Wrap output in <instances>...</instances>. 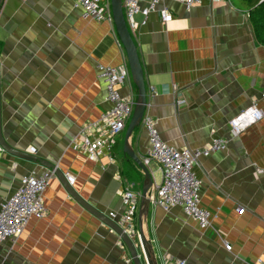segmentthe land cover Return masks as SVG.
Segmentation results:
<instances>
[{
    "label": "crops",
    "instance_id": "crops-1",
    "mask_svg": "<svg viewBox=\"0 0 264 264\" xmlns=\"http://www.w3.org/2000/svg\"><path fill=\"white\" fill-rule=\"evenodd\" d=\"M110 2V0H107ZM150 0H140L142 5ZM163 3L172 19L156 11L132 32L147 90L145 110L166 143L202 148L213 137L227 148L200 156V205L213 214L200 229L180 206L164 210L149 203L143 231L157 264H264V116L238 136L228 120L252 100L264 106V45L255 38L244 0H200L189 10ZM111 8V5H110ZM141 14L135 16L140 22ZM127 61L113 21L81 16L73 0H3L0 7L1 131L13 147L73 174L74 191L107 214L122 209L120 191L137 194L144 173L123 152L125 129L110 150L113 160L92 161L73 149L80 129L111 106L98 65ZM121 96H137L130 79L117 85ZM128 145L142 158L150 143L141 124ZM151 199L162 174L157 162ZM47 168L0 148V204L21 177ZM47 214L29 217L16 238L0 243V264H134L119 236L72 198L53 174L43 192ZM238 208L243 209L242 212ZM142 264H147L137 247Z\"/></svg>",
    "mask_w": 264,
    "mask_h": 264
},
{
    "label": "built area",
    "instance_id": "built-area-1",
    "mask_svg": "<svg viewBox=\"0 0 264 264\" xmlns=\"http://www.w3.org/2000/svg\"><path fill=\"white\" fill-rule=\"evenodd\" d=\"M163 1L150 0L142 5L140 0H122L124 16L130 31L133 32L139 24L144 23L148 14L153 11L158 13L162 23L171 20L172 13ZM173 1L180 2L187 10L200 3V0ZM73 3L74 6L81 8V16L84 18L112 21L110 2L107 0H73ZM137 14L143 16L140 22L135 19ZM97 68L98 76L105 82L106 99L111 106L101 113L98 120L80 129L78 137L72 142V147L92 161L99 160L102 156H107L111 161L113 157L110 155V150L116 136L125 129L131 117L136 97L133 95L123 97L117 89V85L130 79L127 61L116 66L98 65ZM261 97H264V93ZM263 116L264 106L260 108L257 100H252L248 106L228 120L231 134L238 136L243 130L261 120ZM140 124L145 129L150 143L148 154L142 158V162L145 165L151 160L157 162L162 174L150 202L164 210L180 206L200 229L209 227L213 214L200 205L201 181L194 173L193 166L200 156L227 148L228 140L213 137L202 148H176L161 139L156 130L155 121L147 110L144 111ZM256 172L264 174V168H256ZM53 174L52 170L46 169L40 174L32 171L23 175L19 187L1 202L0 243L19 236L30 216L35 215L39 218L46 216L47 208L43 202V192ZM66 180L72 184L75 177L67 173ZM120 198L121 211H110L108 216L116 221L130 238H134L137 234L134 224L137 213V194L129 187H125L120 191ZM238 211L242 212L243 209L238 208ZM176 264H184V261L179 260Z\"/></svg>",
    "mask_w": 264,
    "mask_h": 264
},
{
    "label": "water",
    "instance_id": "water-1",
    "mask_svg": "<svg viewBox=\"0 0 264 264\" xmlns=\"http://www.w3.org/2000/svg\"><path fill=\"white\" fill-rule=\"evenodd\" d=\"M3 0H0V5ZM112 20L116 28L118 37L124 47L126 58L128 61L130 75L133 83L137 89L136 102L133 108V112L129 121L127 123L124 141H123V152L127 154L143 171L144 173V182L141 191V203L138 211V242H135L134 238H130L125 231L107 214L96 209L94 206L89 204L83 198H81L72 188V186L67 182L66 176L64 173L52 162H49L35 154L19 150L11 146L3 137L1 131V97H0V148L17 157L31 159L34 162L40 163L47 169L53 171V173L59 178L64 188L68 194L79 202L85 209L95 215L99 220H101L105 225H107L111 230H113L121 239L125 247L127 248L131 260L134 264H142L139 258V253L137 247L141 248L143 255L146 259L147 264H157L156 258L153 254L151 242L145 237L143 231V219L145 218L147 208L150 203L149 196L151 195V186H152V176L147 166L143 164L139 156L133 151V149L128 145V138L133 131V129L139 126L141 118L144 114L146 105H147V90L143 77V69L139 60L137 47L134 41V38L128 29L126 20L123 13L122 0H110ZM1 95V94H0Z\"/></svg>",
    "mask_w": 264,
    "mask_h": 264
},
{
    "label": "trees",
    "instance_id": "trees-1",
    "mask_svg": "<svg viewBox=\"0 0 264 264\" xmlns=\"http://www.w3.org/2000/svg\"><path fill=\"white\" fill-rule=\"evenodd\" d=\"M244 1L246 2V6L248 7L249 19L253 28L255 38L258 42L264 45V0ZM115 145L116 140L112 148H114Z\"/></svg>",
    "mask_w": 264,
    "mask_h": 264
},
{
    "label": "rangeland",
    "instance_id": "rangeland-1",
    "mask_svg": "<svg viewBox=\"0 0 264 264\" xmlns=\"http://www.w3.org/2000/svg\"><path fill=\"white\" fill-rule=\"evenodd\" d=\"M123 13H124V10H123ZM125 17V16H124ZM125 20H126V18H125ZM126 24H127V22H126ZM127 26H128V24H127ZM128 29L130 30V28L128 27ZM131 32V31H130ZM131 34H132V32H131ZM133 36V35H132Z\"/></svg>",
    "mask_w": 264,
    "mask_h": 264
},
{
    "label": "bare ground",
    "instance_id": "bare-ground-1",
    "mask_svg": "<svg viewBox=\"0 0 264 264\" xmlns=\"http://www.w3.org/2000/svg\"><path fill=\"white\" fill-rule=\"evenodd\" d=\"M111 14H112V12H111ZM113 21V20H112ZM128 62V61H127ZM129 66V65H128ZM130 70V69H129ZM135 102H136V100H135Z\"/></svg>",
    "mask_w": 264,
    "mask_h": 264
}]
</instances>
